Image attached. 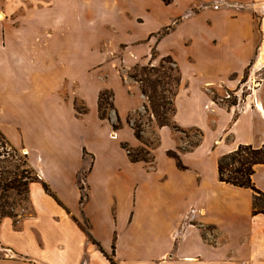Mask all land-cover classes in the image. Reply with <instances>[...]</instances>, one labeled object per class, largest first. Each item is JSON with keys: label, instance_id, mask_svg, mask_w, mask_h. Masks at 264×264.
I'll use <instances>...</instances> for the list:
<instances>
[{"label": "crops", "instance_id": "crops-1", "mask_svg": "<svg viewBox=\"0 0 264 264\" xmlns=\"http://www.w3.org/2000/svg\"><path fill=\"white\" fill-rule=\"evenodd\" d=\"M261 11L264 0H0V131L37 175L33 213L0 219V264H264L253 192L217 172L222 155L264 144ZM164 56L180 74L173 120L202 138L178 150L169 126L146 127L149 166L122 147L142 145L126 119L147 105L127 72ZM253 58L244 100L216 103L209 88L235 90ZM104 89L109 120L98 115ZM252 182L264 193V164Z\"/></svg>", "mask_w": 264, "mask_h": 264}, {"label": "trees", "instance_id": "trees-1", "mask_svg": "<svg viewBox=\"0 0 264 264\" xmlns=\"http://www.w3.org/2000/svg\"><path fill=\"white\" fill-rule=\"evenodd\" d=\"M169 27L158 32L157 39L162 37ZM151 56L155 58L156 51L151 49ZM165 64H170L165 66ZM127 75L138 83L141 93L147 100L146 110L158 126H169L175 133H183L186 138V145L178 150H191L197 146L202 138V132L197 128L184 129L178 126L173 116L175 113L174 97L180 84V74L173 59L164 56L159 60L158 65L136 64L130 68ZM112 92L108 89L101 90L98 95V115L100 119H110L109 111H114ZM234 103H232L233 105ZM78 115L87 112L82 102L74 103ZM131 116V115H130ZM128 116V123L134 132V136L141 142V146L132 148L122 143L127 151L130 161L144 162L152 165L153 156L151 149L157 144L156 139H145L143 137L144 123L141 119H134ZM122 126L121 120L116 116L112 123V129L117 130ZM195 133L194 140L189 133ZM168 154L177 160V165L183 167L175 151H168ZM264 164V144L258 147L251 145H239L234 151L222 155L217 162L218 179L221 182L237 187L249 188L253 192L252 213L264 214V193L252 182V175L258 165ZM37 179L35 171L30 167L26 154L9 143L0 131V219L9 217L15 226L19 219L30 216L33 213L29 200V184ZM47 189L46 186H44ZM83 191V185L80 183ZM84 201V194L81 192L80 203ZM84 229L88 233V222L84 220ZM112 264H116L109 258Z\"/></svg>", "mask_w": 264, "mask_h": 264}, {"label": "rangeland", "instance_id": "rangeland-1", "mask_svg": "<svg viewBox=\"0 0 264 264\" xmlns=\"http://www.w3.org/2000/svg\"><path fill=\"white\" fill-rule=\"evenodd\" d=\"M24 3H30L32 0H23ZM34 2L35 1H47V0H33ZM264 17V14H262V11L260 12V26H261V19H263ZM264 40V38H263ZM264 45V42L261 41L260 39V48L258 49V52L264 50L263 47ZM255 61V58L252 59V63L250 64V66H248L245 70H244V74H243V77L240 81V83H238L237 87L235 88V90H225V89H222L221 87H219V90L217 89H214L212 87L209 88L208 90V93L210 94V96L214 99V101L218 104H221L223 106H231L232 103H234V105H236L238 102H239V99L244 100V98L246 97L248 91L246 89V87L244 86V83H245V79L248 75V73L250 72L251 70V65L253 64V62ZM159 61L154 64V65H158ZM264 63V61H263ZM170 64H165V66H169ZM264 78V67L261 68V70L259 71V73L256 74V77L254 79V83H253V86L257 85V83H259V81H261V79ZM239 92V95L240 96H236L234 95V92ZM226 94H230L231 97L230 98H225ZM238 95V94H237ZM111 111H109L110 113ZM110 115V114H109ZM131 122H133L134 119H138L140 118L141 119V122L144 123V129L148 126H154L155 124V121L152 119V117L150 116V113L147 112H144V111H136V112H133L131 114ZM177 134V138L179 140V143L181 146H184L186 145V138H185V135L183 133H176ZM189 135L195 140L196 139V136H195V133L191 132L189 133ZM150 139H153V138H150ZM21 153H24L22 150H21ZM83 175H84V171L82 173V175H80V179L83 178ZM256 178L260 181V172L257 173L256 175ZM257 186V185H256ZM258 187V186H257Z\"/></svg>", "mask_w": 264, "mask_h": 264}, {"label": "built area", "instance_id": "built-area-1", "mask_svg": "<svg viewBox=\"0 0 264 264\" xmlns=\"http://www.w3.org/2000/svg\"><path fill=\"white\" fill-rule=\"evenodd\" d=\"M234 95H236L237 96V93L236 92H234ZM231 97V95L230 94H226V96H225V98H230Z\"/></svg>", "mask_w": 264, "mask_h": 264}]
</instances>
